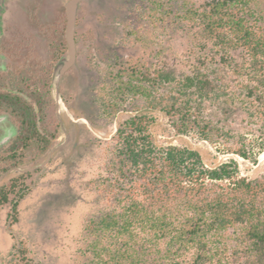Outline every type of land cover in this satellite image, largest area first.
I'll return each mask as SVG.
<instances>
[{
  "label": "trees",
  "instance_id": "1",
  "mask_svg": "<svg viewBox=\"0 0 264 264\" xmlns=\"http://www.w3.org/2000/svg\"><path fill=\"white\" fill-rule=\"evenodd\" d=\"M255 4L182 0L172 16L180 50H99L106 68L95 70L80 110L68 109L91 128L118 123L88 181L97 204L82 222L79 264H264V164L240 174L234 155L257 163L256 152L228 125L244 113L262 138L257 153L264 149V12ZM64 25L63 14L51 27L63 36ZM41 92L0 93L19 119L10 153L0 154V209L9 206L12 222L31 190L23 170L54 154L60 130ZM27 252L14 243L7 264H33Z\"/></svg>",
  "mask_w": 264,
  "mask_h": 264
},
{
  "label": "rangeland",
  "instance_id": "2",
  "mask_svg": "<svg viewBox=\"0 0 264 264\" xmlns=\"http://www.w3.org/2000/svg\"><path fill=\"white\" fill-rule=\"evenodd\" d=\"M66 1L6 0L0 14V35L3 40H8L19 32L18 29L21 34H26L30 29L25 17L28 8L37 6L36 15L45 22L61 13ZM181 1L80 0L75 24V34L81 37L76 44L77 61L75 59L69 69V80L64 85L70 106L80 110L81 100L87 98L92 89L88 85L95 81V70L100 72L106 68L107 58L102 59L99 50H105L103 55L106 56L113 53L128 58L142 47L163 50L164 46L171 44L174 50H180L184 42L175 33L172 16ZM254 8L256 12H264V0H256ZM43 45L39 44L37 51L43 52ZM65 54L66 50L62 56ZM51 96L47 117L67 115L79 126L71 125L68 130L61 128L58 131L55 143L60 147L29 177L31 190L18 203L17 220H10L8 205L1 207L0 264H7L12 245L16 243L19 247L20 242L25 244L33 264H79L77 250L81 245L82 222L97 204V196L88 181L99 172L106 144L118 119L110 122L96 119L97 127L91 128L84 117L74 118L61 99L60 85L58 92L54 89L52 76ZM83 121L87 128L80 126ZM228 122L229 128L244 133L245 138L254 144L257 163L234 155L240 174L250 175L255 167L264 164V149L259 153L256 149L262 139L256 130L257 125L238 112ZM224 148L220 145V150ZM220 157L226 158L224 154Z\"/></svg>",
  "mask_w": 264,
  "mask_h": 264
},
{
  "label": "flooded vegetation",
  "instance_id": "3",
  "mask_svg": "<svg viewBox=\"0 0 264 264\" xmlns=\"http://www.w3.org/2000/svg\"><path fill=\"white\" fill-rule=\"evenodd\" d=\"M78 12L79 7L77 6L75 24L78 22ZM36 13L37 6L34 8H28V10L25 11L26 20H28V25H30V29L28 32H26V34H21V30L18 29L19 32H17V34H15L12 39L3 40L2 35H0V93L14 97L16 95L20 96V93L22 94L24 92L23 96L29 100L32 91H42L41 93H43L46 88L50 92L48 97L52 103L51 76L53 72V66L63 54L61 49L64 47V50H66V8L63 9L61 13H56L54 18L45 22L40 21ZM63 14L65 15V25L64 35L61 36L53 31V27H51V25L57 21L60 15ZM74 39L76 47L75 59L77 61L78 48L76 44L78 41H80L81 37L77 36L75 31ZM39 44H45V46L43 45V52L37 51ZM74 64L69 66L63 72L59 81L61 99L67 108L70 106V104L68 94H64V85L67 84L69 80V69ZM46 98L47 95L44 97V102H47ZM4 102L5 100L0 99V154L10 153V146L17 136L19 127V119L16 115L10 112ZM55 117L58 120L59 129L62 128L68 130L70 128L71 124L69 125V128H66L64 124L66 121L65 118L70 119L67 115L61 114L60 118H58V116L55 114ZM72 122L76 123V121L73 119ZM82 123H84V121ZM57 138L58 136L56 139ZM59 147L60 146H58V144L54 143L51 152L56 153ZM50 159L51 157L49 155L45 159L44 164H46ZM38 165L27 167L23 171L33 172L36 169L41 168V166Z\"/></svg>",
  "mask_w": 264,
  "mask_h": 264
},
{
  "label": "water",
  "instance_id": "4",
  "mask_svg": "<svg viewBox=\"0 0 264 264\" xmlns=\"http://www.w3.org/2000/svg\"><path fill=\"white\" fill-rule=\"evenodd\" d=\"M6 0H0V11L3 10ZM80 0H67L65 2L66 8V26H65V39H66V54L61 56L54 65L52 83L53 87L58 92L60 77L63 72L75 62V21L76 9ZM59 117V115H58ZM15 170L22 171L20 167ZM8 172V171H7ZM5 172L4 174H6ZM3 174V175H4ZM2 176H0V179Z\"/></svg>",
  "mask_w": 264,
  "mask_h": 264
}]
</instances>
